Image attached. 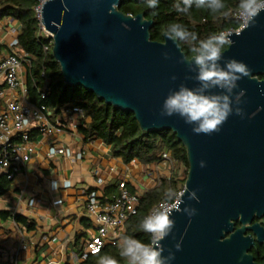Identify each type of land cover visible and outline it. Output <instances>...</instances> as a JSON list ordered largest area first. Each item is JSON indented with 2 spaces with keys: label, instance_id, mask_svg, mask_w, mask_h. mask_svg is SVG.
Segmentation results:
<instances>
[{
  "label": "water",
  "instance_id": "obj_1",
  "mask_svg": "<svg viewBox=\"0 0 264 264\" xmlns=\"http://www.w3.org/2000/svg\"><path fill=\"white\" fill-rule=\"evenodd\" d=\"M121 2L44 3L42 22L52 35L53 55L65 82L133 112L144 131L173 130L186 147L185 189L196 191L198 202L186 193L181 208H195L196 214L172 213L175 227L162 241L163 255L168 256L169 250L175 255L170 264H264L251 252L264 244V11L254 26L233 32V44L224 50V60L235 58L251 69L235 89L245 91L239 105L245 115L232 114L218 133L205 135L195 134L193 126L177 115H160L170 90L182 83L198 86L192 78L196 73L181 62L182 53L186 55L181 45L178 48L165 37L153 40L154 20L144 12L122 11ZM113 5L115 11L109 15ZM256 217L261 220L255 222Z\"/></svg>",
  "mask_w": 264,
  "mask_h": 264
},
{
  "label": "trees",
  "instance_id": "obj_2",
  "mask_svg": "<svg viewBox=\"0 0 264 264\" xmlns=\"http://www.w3.org/2000/svg\"><path fill=\"white\" fill-rule=\"evenodd\" d=\"M37 3L38 0H0V19L13 18L20 25L19 47L28 53L30 59L27 68L28 95L31 102L46 106L54 115L58 114L65 105L81 107L90 118L89 123L79 127L85 139L87 141L102 140L111 147L112 155L121 158L125 163L138 161L146 166L160 163V155L164 150H168L175 161L171 174L163 177L160 185L144 191L141 195L138 210L130 216L125 232L122 234V236L133 235L146 243L150 237L139 230V221L163 199V193L168 187L178 190L179 185L186 182L189 173L187 149L173 130L144 131L133 112L107 104L104 99L81 85L67 84L60 63L53 55V39L46 35H39L40 21L34 10ZM174 3L175 0H159V7L153 10L147 7L146 0H122L120 9L134 15L144 12L148 19H153L151 35L155 41H164V29L172 22L184 24L191 31L196 32L200 39L220 31L236 30L240 27L235 18H224L222 15L212 14L195 6L186 14L178 13L173 7ZM226 3L228 12L235 11L237 0H226ZM180 45L186 55H189L187 45L183 43ZM227 48L228 46L225 49ZM43 71L46 72L45 77L42 75ZM47 85L49 89L43 97L42 92ZM36 136L37 132L31 133L33 141L37 139ZM179 166L185 168L186 175L183 181L179 178L177 168ZM11 183L12 180L6 175H0V197L12 188ZM119 183L120 180H116L105 185L103 200L109 201L119 192ZM128 186L132 192H137V188L130 182ZM8 216L17 223L27 225L30 229L34 227V223L21 214L0 212V217ZM240 225L237 222V227ZM251 251L256 261H264V247ZM105 255L114 257L119 264H128L126 259L120 257L117 244L105 245L98 253L90 254L79 264H98L99 259Z\"/></svg>",
  "mask_w": 264,
  "mask_h": 264
},
{
  "label": "crops",
  "instance_id": "obj_3",
  "mask_svg": "<svg viewBox=\"0 0 264 264\" xmlns=\"http://www.w3.org/2000/svg\"><path fill=\"white\" fill-rule=\"evenodd\" d=\"M14 26L20 27L12 18L0 19V49L7 50ZM21 94V90L8 91V96L21 98ZM60 112L54 115L50 111L53 122L58 121ZM72 119L61 118L67 127L52 137L32 131L37 132L35 151L26 168L12 180V188L0 197V212L21 214L34 227L17 223L11 216L0 217V264H79L83 260L78 255L95 232L94 217L87 208L88 193L95 190L100 200L106 201L105 185L122 178L142 191L160 167L159 163H125L114 157L102 140L87 141L79 128L73 132L68 126ZM89 121L87 117L86 123ZM52 146L61 151L49 155ZM0 175L6 174L0 170ZM99 177L105 184L97 183ZM58 179L70 181L69 186L55 190L52 183Z\"/></svg>",
  "mask_w": 264,
  "mask_h": 264
},
{
  "label": "clouds",
  "instance_id": "obj_4",
  "mask_svg": "<svg viewBox=\"0 0 264 264\" xmlns=\"http://www.w3.org/2000/svg\"><path fill=\"white\" fill-rule=\"evenodd\" d=\"M146 4L149 9L155 10L159 7V0H146ZM193 6L212 14L222 15L224 18L233 15L227 11L226 0H175L173 5L178 13L185 14ZM114 11L113 5L109 9V15ZM262 11H264V0H237L235 19L246 30L255 25L256 18ZM122 26L125 29L129 28L127 24ZM232 34V31H220L200 39L196 32L179 22H172L164 29V37L174 42L178 48L181 43L187 45L189 55L182 53L181 62L187 63L189 70L196 73L192 78L198 86L189 88L182 83L177 89L170 90L163 101L161 116L177 115L186 124L193 126L192 131L195 134L205 135L218 133L232 114L244 117V110L239 105L245 91L241 89L235 93V89L238 88V81L250 76L251 69L246 63L235 58L224 60V49L233 44ZM164 56L167 59L168 53L165 52ZM221 60H224L223 65L220 63ZM172 79L175 80L176 77ZM200 166H205L203 161L200 162ZM69 184L70 181L61 182L58 179L53 181L52 187L60 190L61 187L67 188ZM186 193L189 200L198 202L196 191L185 189L181 194L175 188L168 187L163 193V199L171 207H158L139 221V230L149 235V241L145 243L133 235H123L117 243L120 257L126 259L128 264H170L175 259V255L170 250L168 256L163 255L165 249L162 241L171 235L175 227V221L171 218L173 211L184 212L189 217L196 214L195 208L188 206L181 208ZM175 248L179 251L180 243H177ZM98 264H119V262L114 257L105 255L99 259Z\"/></svg>",
  "mask_w": 264,
  "mask_h": 264
},
{
  "label": "built area",
  "instance_id": "obj_5",
  "mask_svg": "<svg viewBox=\"0 0 264 264\" xmlns=\"http://www.w3.org/2000/svg\"><path fill=\"white\" fill-rule=\"evenodd\" d=\"M48 0H38L34 10L39 18V35H48L42 22V8ZM235 18V11H230ZM12 21L14 19L12 18ZM242 26L232 32L240 31ZM14 38L8 43L7 50L0 49V170L8 179L13 180L27 166L35 151V141L31 139L33 130H38L46 137L55 136L67 127L61 120L64 116L73 117L68 126L76 132L82 125H86L87 115L79 106L65 105L61 108L60 118L57 122L52 121L48 108L44 105H37L29 100L28 95V68L30 63L28 53L19 47L17 27L12 28ZM47 49V47H45ZM42 75L45 77L46 72ZM9 89V90H8ZM48 85L43 89V97L48 91ZM21 90V98L17 95L8 96V91ZM58 116V117H59ZM93 141V140H90ZM61 151L60 147L52 146L49 155ZM79 153L78 157H82ZM160 167L154 170L151 183L144 184L142 191L132 192L128 186L129 180L122 178L119 183V192L111 200L103 202L100 200L97 191H90L87 195V208L94 217L95 232L87 241L85 248L78 255V258L85 260L90 254L98 253L105 245H116L131 215L135 214L140 205L141 195L144 191L160 185L161 169H169L175 165V161L168 150L161 153ZM99 185L105 184V179H97ZM186 183H181L177 191L184 193ZM32 203L34 200L31 201ZM168 206L164 199L155 204L150 213L158 207Z\"/></svg>",
  "mask_w": 264,
  "mask_h": 264
},
{
  "label": "rangeland",
  "instance_id": "obj_6",
  "mask_svg": "<svg viewBox=\"0 0 264 264\" xmlns=\"http://www.w3.org/2000/svg\"><path fill=\"white\" fill-rule=\"evenodd\" d=\"M178 168V174H179V178L183 181L184 177H185V168L184 167H177ZM160 175L161 177H165V176H169L171 174V171L169 169H161L160 170Z\"/></svg>",
  "mask_w": 264,
  "mask_h": 264
},
{
  "label": "flooded vegetation",
  "instance_id": "obj_7",
  "mask_svg": "<svg viewBox=\"0 0 264 264\" xmlns=\"http://www.w3.org/2000/svg\"><path fill=\"white\" fill-rule=\"evenodd\" d=\"M261 219H264V216ZM261 219L256 217L254 221L257 222V221H260ZM262 247H264V244H258V247L257 248H252V250H257L258 248H262ZM260 263H264V261L260 262Z\"/></svg>",
  "mask_w": 264,
  "mask_h": 264
}]
</instances>
